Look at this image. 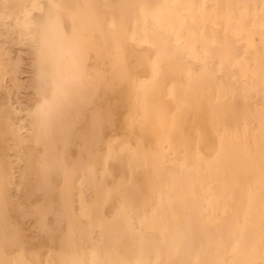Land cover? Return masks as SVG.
Here are the masks:
<instances>
[{
	"label": "bare ground",
	"instance_id": "bare-ground-1",
	"mask_svg": "<svg viewBox=\"0 0 264 264\" xmlns=\"http://www.w3.org/2000/svg\"><path fill=\"white\" fill-rule=\"evenodd\" d=\"M4 19L36 100L0 110V264H264V0H0Z\"/></svg>",
	"mask_w": 264,
	"mask_h": 264
},
{
	"label": "rangeland",
	"instance_id": "rangeland-1",
	"mask_svg": "<svg viewBox=\"0 0 264 264\" xmlns=\"http://www.w3.org/2000/svg\"><path fill=\"white\" fill-rule=\"evenodd\" d=\"M4 23L7 25H4ZM14 28L15 26L9 20L0 21V44L5 53H7L5 57L14 61L18 60L16 62L19 63L17 66H12L15 70L11 69L12 73L5 77L4 81H2L3 83H1L0 110L9 107V105L18 108L31 107L36 100V94L33 90L36 76L33 44L24 36L18 37L15 35L12 30ZM17 82L20 84H17ZM28 124V122H24L26 129L29 128ZM262 226L264 228V224ZM262 231L264 232L263 229ZM45 260L46 258H44Z\"/></svg>",
	"mask_w": 264,
	"mask_h": 264
}]
</instances>
